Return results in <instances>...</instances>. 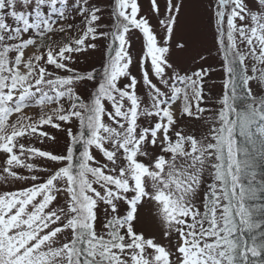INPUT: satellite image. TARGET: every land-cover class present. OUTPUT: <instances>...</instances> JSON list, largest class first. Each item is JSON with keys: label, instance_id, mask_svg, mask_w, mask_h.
Here are the masks:
<instances>
[{"label": "snow or ice", "instance_id": "6c2138e0", "mask_svg": "<svg viewBox=\"0 0 264 264\" xmlns=\"http://www.w3.org/2000/svg\"><path fill=\"white\" fill-rule=\"evenodd\" d=\"M183 6L165 0L158 38L139 0H111L109 25L93 0H0V184L26 185L0 194V264H264V0L210 5L226 79L207 118L208 69L172 60ZM151 7L159 16L158 0ZM133 30L144 41L139 80ZM101 41L100 72L70 66ZM174 47L193 51L185 39ZM82 82H95L87 98ZM185 118L207 134L186 133ZM46 128L64 132L61 152L34 146L56 141ZM152 203L168 245L139 227Z\"/></svg>", "mask_w": 264, "mask_h": 264}, {"label": "rangeland", "instance_id": "374dc122", "mask_svg": "<svg viewBox=\"0 0 264 264\" xmlns=\"http://www.w3.org/2000/svg\"><path fill=\"white\" fill-rule=\"evenodd\" d=\"M93 2L98 4L104 10L103 23L105 25H109L111 23L109 16L111 11V0H93ZM174 2H178V0H174ZM182 2L184 6L181 10L174 40L172 42V60L174 61L175 66L181 70H195L201 66L208 69L209 74L204 81L205 99L201 105L202 107L211 110L210 112H205L204 115L205 118H207L209 116H214V113H216L221 107L220 100L224 92L223 84L226 79L223 53L218 50V46L215 42L214 19L212 16V9L210 7L213 0H182ZM246 2H249V0H246ZM139 4L141 8L140 14L148 17L154 31H156L158 35V38H162L163 32L161 31L158 21L159 19L164 18L165 0H158L160 8L159 16L153 13L151 0H139ZM65 23H76L78 25L79 19L75 21H66ZM104 30L108 29L105 28ZM76 34L75 30L70 33V35L73 36ZM179 39L188 40L193 51L185 53L175 49V42ZM53 40V47H56L63 42V37L61 35H56L53 37ZM129 41L131 44L130 54L133 58V64L130 70L139 80L141 76V67L138 65L137 61L141 59L144 49L142 34L138 30H133L129 34ZM106 43V41H101L100 46L96 50H89L84 53L74 54L75 63H72L70 66L74 67L81 73L91 71L93 69L100 72L104 63V48ZM35 51V49L29 48L26 51V56L31 55ZM195 52L202 53L207 58L206 61H200L198 57L194 61L192 57L195 55ZM94 83L95 82H82L77 91L83 97L87 98L88 94L95 90L93 86ZM252 86L254 93L260 94V89H258L254 84ZM146 91L147 89L145 87L138 85V94L145 101V103H147V97L145 96ZM37 111L38 110L36 108H29L25 110V112L30 116H34ZM13 119H15V117H13ZM140 123H144L143 119ZM77 124L78 122L74 120L73 124L70 125L74 132L77 130ZM179 126L183 128L186 133H193L197 135V137L205 135L208 132V125L204 122V120L194 121L185 118L181 121ZM46 130L56 136V141H49L45 144H40L33 139L34 146L41 147L46 150H52L54 152H61L66 142L64 132L51 128H46ZM80 151H83L82 146ZM77 154H79V151ZM94 155H96V159L98 161H103L102 154L94 150ZM23 171L25 173L27 172V170ZM41 175L44 174L41 173ZM23 186H26L24 182L13 183L11 185L0 184V194L8 190L16 191ZM58 202L63 203V198H59ZM98 217L97 228L99 230L100 222L104 218L103 205H101L98 209ZM141 217L142 223L139 227L145 230V234L155 236L158 243L168 245L169 241L163 236L162 225L158 216V208L156 205L154 203L145 205L141 210Z\"/></svg>", "mask_w": 264, "mask_h": 264}, {"label": "trees", "instance_id": "16d2710c", "mask_svg": "<svg viewBox=\"0 0 264 264\" xmlns=\"http://www.w3.org/2000/svg\"><path fill=\"white\" fill-rule=\"evenodd\" d=\"M81 150V146H78V151H80Z\"/></svg>", "mask_w": 264, "mask_h": 264}]
</instances>
